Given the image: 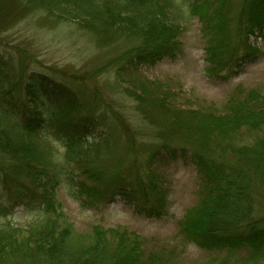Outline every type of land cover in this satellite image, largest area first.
I'll list each match as a JSON object with an SVG mask.
<instances>
[{"label": "trees", "instance_id": "1", "mask_svg": "<svg viewBox=\"0 0 264 264\" xmlns=\"http://www.w3.org/2000/svg\"><path fill=\"white\" fill-rule=\"evenodd\" d=\"M188 2L21 0L19 5L23 11L32 3L53 18L57 12L60 19H50L53 25L74 20L103 46L133 41L127 51L99 68H121L120 77L131 79L140 67L178 56V39L195 14L194 3ZM246 9L252 12L248 32L253 34L264 27V0H249ZM130 10L143 14L131 15ZM213 15L216 19L200 18L210 35L208 72L215 74L222 64L238 63L233 55L237 49L225 38L229 21L223 9ZM13 61L11 55H0V212L24 207L36 213L37 220L27 231L11 225L0 229V264H173L163 250L148 251L128 231L97 227L79 233L57 198L63 187L76 193L84 208H106L121 198L147 217L164 215L165 197L156 174L141 176L135 167L125 166L127 159L115 155L120 121L93 101L112 84L95 83L85 99L86 90L70 73L44 71L29 60L17 70ZM139 84L131 87L140 92L143 106L150 101L163 106L164 99L156 103L148 97L147 83ZM225 110L216 118L186 112L184 119L182 113H174L172 123L158 117L155 124L169 127L165 138L183 132L188 134L183 139L194 145L181 149L201 181L199 203L180 223L185 243L207 251L246 250L255 261L264 253V96L250 91ZM203 124L206 136L199 129Z\"/></svg>", "mask_w": 264, "mask_h": 264}, {"label": "rangeland", "instance_id": "2", "mask_svg": "<svg viewBox=\"0 0 264 264\" xmlns=\"http://www.w3.org/2000/svg\"><path fill=\"white\" fill-rule=\"evenodd\" d=\"M191 1L195 5V14L178 39L181 46L178 56L155 66L140 67L131 79L120 77L119 74H123L121 68L111 71L99 68L127 51L133 46V41L118 43L115 47H111L112 44L103 46L98 38L79 27L74 20L65 22L61 19L53 25L50 19H60L57 12L53 18L51 14L40 12L32 3L22 11L21 0H0V55H11L17 70H21L29 60L44 71L48 68L70 73L71 78L75 77L74 82L84 92L86 90L85 99L90 97L95 83L100 87L112 84L109 92L103 89L93 101L116 123L120 121L116 127V137L120 140L114 149L115 155L119 153L121 158L127 159L125 166L135 167L141 176L155 173L158 178L165 197L164 215L159 218L140 214L121 198H116L106 208H84L76 193L59 188L57 198L79 233L88 234L97 227L106 231H128L143 241L148 251L163 250L166 258L174 259L175 264H264L263 252L257 260L251 261L246 250H201L185 243L180 234L181 221L199 203V174L194 164L181 155L183 148L193 149L194 145L183 139L188 135L183 132L165 138L163 135L169 127L166 123L155 124L157 118L172 123L174 113H182L186 119V112L209 114L216 118L225 114L229 102L246 96L250 91L264 96V27L249 34V20L253 19L252 12L245 10L249 0ZM218 9H223V15L229 21L225 38L231 48L237 49L233 55L238 64H222L212 74L208 72L210 63L206 53L210 35L200 15L216 19L213 14ZM127 12L139 17L143 14ZM231 67H234V72H231ZM142 82L148 84V97H154V102L165 100L163 106L152 105V101L143 106L140 92L132 90V84L139 87ZM199 129L205 134V124ZM55 147L63 151L59 144ZM172 149L174 153L168 151ZM154 152L159 153L156 159L151 158ZM1 210L0 229L11 225L27 231L37 220V214L24 207Z\"/></svg>", "mask_w": 264, "mask_h": 264}]
</instances>
